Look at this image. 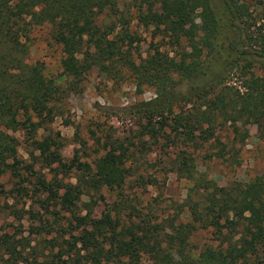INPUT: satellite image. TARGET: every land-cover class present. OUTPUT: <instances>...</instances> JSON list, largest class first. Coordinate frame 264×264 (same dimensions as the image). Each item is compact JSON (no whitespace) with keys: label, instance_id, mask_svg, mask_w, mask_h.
I'll use <instances>...</instances> for the list:
<instances>
[{"label":"trees","instance_id":"16d2710c","mask_svg":"<svg viewBox=\"0 0 264 264\" xmlns=\"http://www.w3.org/2000/svg\"><path fill=\"white\" fill-rule=\"evenodd\" d=\"M130 5L139 23L162 24L180 54L156 51L138 63L133 61L131 48L138 37L129 31L128 12L120 10L117 0H0V177L7 170L15 174L20 164L17 139L6 131L23 132L30 155L40 153L46 165L57 164L61 172L69 169L54 137L37 139L39 131L54 120L65 92L44 77L39 64L26 63V42L38 26H50L52 40L61 47L69 87H76L95 67L106 75L126 70L138 85L152 86L157 97L139 109L148 114L144 128L151 138L169 127L174 133L171 138L164 131L169 144L177 140L188 145L200 135L206 142L219 119L252 117L257 122L264 115V77L246 72L244 91L237 97L221 88L231 68L242 60L250 65L248 56L257 57L264 69V38H256L254 53L244 45L245 39L252 38H239L240 23H247L245 5L236 0H131ZM158 5L162 21L156 18ZM230 28L238 30L237 39H221ZM154 118L164 120L159 130L151 124ZM124 155L105 154L96 161L94 172L76 163L78 170L90 175L78 184L56 182L55 186L39 179L41 187L54 195L63 190L57 203L71 220L49 240L47 250L22 238L0 236V264H139L143 257L150 264H264V175L246 184L219 187L196 177L194 158L185 149L178 150L170 163L180 177L194 182L185 204L188 222L175 223L173 217L167 231L144 219L135 223L131 218L136 207L127 200L112 202L99 217L88 212L82 216L78 202L83 195L124 182ZM198 230H210L217 244L195 257L190 239Z\"/></svg>","mask_w":264,"mask_h":264},{"label":"rangeland","instance_id":"374dc122","mask_svg":"<svg viewBox=\"0 0 264 264\" xmlns=\"http://www.w3.org/2000/svg\"><path fill=\"white\" fill-rule=\"evenodd\" d=\"M117 1L120 10L128 12L129 31L138 37L131 48L133 61L138 63L156 51L169 53L170 56L180 54V47L169 40L162 24L158 21L149 25L139 23L130 5L131 0ZM236 1L245 5L247 10V23H240L243 31L239 38H252L245 39L244 45L247 52L254 53L258 48L254 41L264 38V0ZM160 9L158 5L156 18L162 21ZM231 32L233 35H230ZM236 32V29H226L220 38H236ZM26 45V63L39 64L46 79L57 82L65 89L54 120L39 131L37 139L54 137L60 144L58 151L62 163L69 169L61 172L57 164L46 165L39 157L40 153L35 151L34 155H30L31 148L23 132L5 130L17 139L20 164L15 174L7 170L0 177V236H13L16 240L22 238L31 246L38 245L47 250L49 240L67 227L71 217L57 203V197L63 190L58 189V196L54 195L41 187L39 179L51 185L56 182L78 184L84 175L86 179L90 175L83 169L78 170L76 163L85 164L94 172L96 161L107 153L124 152V182L119 187L102 186L97 192L92 190L89 196L83 195L78 202V212L82 216L88 212L99 217L112 202L127 200L136 207V213H132L133 222L144 219L152 225L161 224L164 231L165 228L167 231L169 220L173 217H176L175 223L190 220L185 204L188 194L192 195L194 182L180 177L172 169L170 162L178 150L185 149L192 154L198 179L210 180L219 187L246 184L264 175V115L257 122L252 117L235 121L219 119L210 140L205 142L200 135L196 142H188V145L177 140L169 144L165 133L171 138H174V133L169 127L159 130L164 123L162 118L151 120L152 126L159 130L157 140L145 133L148 114L139 109L143 103L157 97L152 86L138 85L126 70L121 75H106L95 67L72 88L69 87L71 79L64 76L61 66L64 54L52 40L50 26L35 27ZM247 58L251 61L250 65L242 60L221 80V88H226L230 97H237L244 91L246 72L264 77V69L257 57ZM209 67L212 68V65ZM205 71L209 72V69ZM180 106L183 107L184 102ZM163 118H168V114H164ZM180 209L183 210L181 215ZM64 236L67 238V235ZM216 244L210 230H198L190 239L195 257L203 248L215 247ZM139 264L150 263L143 257Z\"/></svg>","mask_w":264,"mask_h":264}]
</instances>
